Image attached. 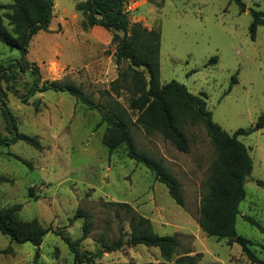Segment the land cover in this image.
Instances as JSON below:
<instances>
[{"label":"rangeland","instance_id":"1","mask_svg":"<svg viewBox=\"0 0 264 264\" xmlns=\"http://www.w3.org/2000/svg\"><path fill=\"white\" fill-rule=\"evenodd\" d=\"M81 1L53 0L48 31L31 38L23 59L18 50L0 42V67L6 73L0 83L6 93L0 135L11 136L3 108L17 131L37 137L42 147L36 150L22 141L0 146V177L7 180L0 183V208L20 204V220L35 219L43 228L61 230L71 241L82 235L84 219L73 218L76 210L87 211L89 233L77 250L92 255L95 264L162 262L153 247L124 244L111 252L103 247L119 237L123 242L129 239L132 212L147 218L157 235H176L180 252L197 256L200 263L254 264L238 244L209 237L197 224L214 157L202 126H185L187 153L158 133L132 128L138 148L161 159L180 182L184 199L180 207L151 172L126 157L123 146L107 151L101 143L105 125H98L96 110L64 92L34 87L36 77L40 82L74 84L99 105L115 96L110 90L118 73L112 34L84 25V16L75 7ZM241 1L242 13L229 0H138L125 6L130 23L159 30L160 83L173 80L191 94L203 96L212 120L229 134L253 127L264 111V27L256 28L254 38L249 32L250 12L264 10V0ZM12 2L0 0V15L8 12L1 7ZM3 23L10 30L5 17ZM129 98L124 91L116 97L126 108ZM237 139L248 150L252 167L234 228L249 241L254 255L264 260V233L244 220L250 217L264 228V126ZM0 264L73 263L67 243L49 231L38 249L0 234Z\"/></svg>","mask_w":264,"mask_h":264},{"label":"trees","instance_id":"2","mask_svg":"<svg viewBox=\"0 0 264 264\" xmlns=\"http://www.w3.org/2000/svg\"><path fill=\"white\" fill-rule=\"evenodd\" d=\"M135 1L138 0H84L75 5L84 16L85 26L101 27L112 34L118 73L110 83V90L115 96H110L105 105L92 101L80 86L74 84L59 81L40 82L36 77L33 85L42 92H64L90 110H96L100 116L98 125H105L101 143L107 151L110 153L123 146L126 157L151 172L155 181L166 188L170 198L180 207L184 205L180 182L161 159L138 148L132 128L137 127L148 134L158 133L178 151L187 153L189 142L185 126H202L210 140L214 157L208 168L206 191L200 199L197 224L209 237L225 238L228 244H238L252 263L264 264V260L257 258L249 249V241L238 235L234 228L239 204L245 198L244 182L252 167L248 150L237 137L261 129L264 126V111L258 116L253 127L240 128L229 134L212 120L203 96L191 94L183 84L173 80L161 84L159 30L148 29L138 22H129L125 6L128 2ZM229 1L238 5L239 12L245 11L241 0ZM52 7L53 0H13L11 4L2 6L1 8L8 12L4 16L0 15V42L10 50H18L23 59L31 38L40 31H48ZM250 13L252 18L249 32L251 38H254L256 28L264 27V10ZM3 17L7 19L10 30L4 25ZM212 60H215V57ZM25 64L30 68L29 64ZM5 78V70L0 67V83ZM234 82L232 77L231 84ZM121 91L130 97L128 108L116 99ZM5 97L6 93L0 84V108ZM1 112L6 130L11 136L0 135V146L22 141L36 150H41L37 137L19 133L10 113L3 108ZM16 158L31 168L28 161ZM3 182L7 180L0 177V183ZM121 206L130 211L128 205ZM20 208V204L0 208L1 235L16 244L28 243L38 249L44 235L51 231L67 243L73 264H95L92 255L79 253L77 250L79 242L89 233L90 214L87 211L80 208L76 210L73 218L84 219L82 235L79 239L71 241L63 236L61 230L43 228L35 219L20 220L17 215ZM244 220L264 233V228L250 217H244ZM124 244L156 248L162 259L160 264H219L200 263L197 256L189 255L188 252L181 253V242L176 235H157L153 232L149 220L135 212H132L129 218V239L123 242L122 237H119L109 243H103V247L111 252L120 249Z\"/></svg>","mask_w":264,"mask_h":264}]
</instances>
